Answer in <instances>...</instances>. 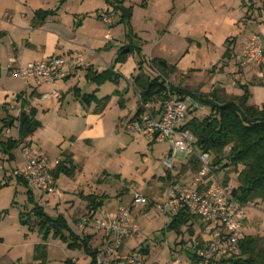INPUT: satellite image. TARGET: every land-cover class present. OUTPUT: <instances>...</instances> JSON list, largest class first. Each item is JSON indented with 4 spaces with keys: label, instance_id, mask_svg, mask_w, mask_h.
I'll return each mask as SVG.
<instances>
[{
    "label": "crops",
    "instance_id": "crops-1",
    "mask_svg": "<svg viewBox=\"0 0 264 264\" xmlns=\"http://www.w3.org/2000/svg\"><path fill=\"white\" fill-rule=\"evenodd\" d=\"M57 1L0 0V119L7 116L17 117L22 103L26 112L34 111L37 120L40 112L52 111L58 119L62 120L58 123L70 121L69 128H73V131L68 137L69 147L62 151L60 155L58 154L59 156L51 158H59L61 161L67 159L66 165L69 174L60 173L56 179L57 184L62 187V190L66 193L65 196H70L72 193L78 194L76 198L81 200L78 201L79 206L86 208L87 200L85 197L95 194L82 190L83 188L85 190L89 189L86 188L88 179H81V176H85L94 159L104 156L102 151L105 152V148L97 149L96 142L106 144L105 139L107 137L111 138L109 128L113 127L114 129H112L115 131L118 127V120L125 118L128 123L139 111V96L138 100L135 96V91H138L137 76L145 78L146 76L159 74V71L150 66V59H163L168 64L175 66V70L168 72L166 75L168 84L170 77L175 76V74H183L187 75L189 79L187 80L188 83L183 81L181 84L195 87L194 89L198 91V94H208L213 89H220L226 94L239 95L243 91L242 86H247L250 92L249 103L258 106L257 101L260 103L259 106L264 105V65L260 67L250 65L243 67L236 85L232 88L224 87L227 81L225 73L231 55L243 46L252 32H259L264 36V9H262L264 8V0H209L210 5H205L206 0H191L187 9L184 7L178 15L171 17L170 25L173 27L171 26L166 31L167 33L161 34L163 28L156 29L158 41L149 57H146L144 46L140 50V55L143 57L131 54L129 47L132 48V46L126 45L125 42V28H122L120 33H114L111 29L105 28L98 17V12L112 6L106 0H96L97 4L87 9L84 7L87 0H66L58 7L56 5ZM151 1L146 0L142 5L147 6ZM201 1H204V4L200 7L196 6V3H201ZM194 4L196 6L195 10L198 8L203 11L213 8L214 12L205 20L201 17L200 20L198 19L194 23L190 20V13L186 14ZM129 7H131L130 18H132L134 7ZM47 10H52L53 13L44 17H39L36 14L38 11ZM246 18V22L243 23L242 20ZM115 21L117 20L113 19L112 26ZM185 27L186 31L189 28L188 32L185 31L188 35H182L185 39L186 48L179 55L177 61L166 59L164 57L165 40L174 39L172 40L174 42L176 37H179V32H182ZM142 31L145 32V30H138V33L135 30L132 32L135 35L137 33L143 41L144 38L140 37ZM228 47L231 48L229 54L226 53ZM125 48H128L127 52H123ZM78 55L82 56L81 65L66 67V76L54 86L38 83L33 79L24 81L11 75L6 68L9 62L17 66L51 56H64L69 59ZM178 60H184L182 67L178 66ZM140 61L142 62L140 63ZM106 69L112 71L113 76L116 78L115 81L106 79L98 82L93 79L94 75ZM103 87H105V91H103ZM175 87L180 89L179 85H175ZM19 94L20 96H18ZM83 96H87V100H84ZM134 99H136L135 102ZM252 99L256 101L251 103ZM130 101L135 103V110L132 113L128 111L124 114ZM149 106L153 115L158 118L161 101L155 98L149 102ZM112 113H114L113 116ZM183 119L178 122L177 127L185 122ZM33 134L27 139L30 146L34 145ZM1 135V141L9 138H1ZM147 143L151 147L156 144L149 141ZM37 149L48 156L45 148L38 146ZM16 151L20 155L22 163L18 148L11 151L13 156L11 160H15L14 152ZM168 151L169 144L167 143L164 155ZM6 156L8 157L7 154ZM76 156H79L78 159H76ZM177 156L171 176H179L177 181L181 184H187L194 173L189 165L190 156L183 152ZM18 165L16 164L15 167ZM100 166L97 167L95 176H98L101 172L103 174L111 172L106 167L100 169V171ZM161 168L165 169L163 165ZM161 168H158V171ZM99 171L100 173H98ZM166 173V170H164L161 175L159 174L163 177L160 178L161 181L168 180L165 178ZM63 176L70 177L74 181L72 190L63 187ZM78 190L82 192H78ZM167 190L166 187L163 193L164 198H166ZM95 195L106 196L102 205L98 208L107 212H114L119 206H129L132 200L131 196L130 200L123 199L122 202H117V200L104 193ZM42 199L49 200L47 197H42ZM73 203L74 206L77 205L74 201H72ZM63 207L62 205L58 207L63 210L58 213L65 215L66 218ZM141 208L142 206L138 208V212ZM171 216L172 214L169 215L170 219ZM193 230V235L186 232L184 235L182 234L181 238L187 241L193 236L208 237L199 220L194 222ZM99 237L102 242L100 234ZM145 240L139 238L132 246H129L130 240L125 242L123 252L135 247L134 245L137 244L141 245L139 249H147V243L143 247V243L145 245L143 241ZM182 246L179 245L173 248L171 254H180ZM147 255L143 254L144 257ZM181 256H184V254H181ZM89 261L90 258L84 261L85 263L79 264H88Z\"/></svg>",
    "mask_w": 264,
    "mask_h": 264
},
{
    "label": "rangeland",
    "instance_id": "rangeland-1",
    "mask_svg": "<svg viewBox=\"0 0 264 264\" xmlns=\"http://www.w3.org/2000/svg\"><path fill=\"white\" fill-rule=\"evenodd\" d=\"M65 1L66 0H58L56 3L57 7L61 6ZM95 1L96 0L85 1L84 7H86V9L93 7L97 4ZM122 1V4L128 7H134L132 18L122 20L120 12L118 11L113 18L117 21H115L112 27H108L105 23L101 22L104 24L105 28H110L114 33H120L121 29L125 28V42L126 45L132 46L131 54L141 56L140 50L141 47L144 46L143 49L146 53V57H149L158 41L156 29L163 28L165 31L163 30L164 32L162 31L161 34L168 31L172 26L170 25L171 17L173 15H178L184 7L187 9L191 0H152L147 6L144 4L142 5L146 0ZM206 1L205 5H210L208 3L209 0ZM203 4L204 1H201V3H196V6L200 7ZM196 6L195 4L192 5L186 12V14L190 13V20L192 22L198 19L200 20L201 17L205 20L206 17L211 16L213 14L212 12H214L213 8L203 11L202 9H200V11L198 8L195 10L194 8ZM246 20L247 18L242 20V22L244 23ZM113 27L114 29H112ZM188 29L186 31V27L183 28L182 32H179V37H176L174 42H172L174 39L165 40L166 49L164 57L166 59L177 61L179 55L186 48L185 39L182 35H188L186 34V32L189 31ZM133 30L137 33L138 30H145V32L142 31L140 34V37L144 38L143 41L138 37L137 33L135 35V33L132 32ZM253 34H260L262 36L259 32H252L250 36ZM262 38H264V36H262ZM183 61L184 60H178V66L182 67L184 65ZM229 66L230 62L228 64V67ZM188 79L187 75L175 74V76L169 78V84L174 86L179 85L180 89L189 91L188 95L195 98L194 95L198 94V91L194 89L195 87L181 84L183 81L188 83ZM103 91H105V87H103ZM135 96L138 100L137 90L135 91ZM135 100L136 99H134V102ZM195 100L200 104V108L188 110L183 119L184 121H187L193 116L202 118L209 113L207 107L202 106L198 99L195 98ZM255 101V99H252L251 103ZM134 102L130 101L124 114L128 113V111H131V113L134 112ZM256 103L258 106L260 105L259 102L256 101ZM113 115L114 113H112V116ZM38 120L40 124L33 134L34 145L30 146V143L26 140L17 147L18 150L21 151V148L24 146L33 147L35 149L40 146L43 149L45 148L50 158L58 154L60 155L62 151L69 147L68 137L73 131V128H69L70 121L61 124L58 123V121L62 122V120L58 119L57 115L55 116L52 111L40 112ZM126 121L125 118L118 120V127L115 131L113 127L109 128V131H111V138L107 137L105 139L106 144L96 142L97 149L105 148L106 151H102L104 156L94 159L90 167H88L85 176H81V179H88L86 188L89 189L85 190L83 188L82 190L99 195L102 193L107 194L109 197L117 200V202H122L123 199L126 201L130 200L131 196L136 193L144 194L148 198L149 203L142 207L139 212L138 208L140 206L137 205L131 208L133 219L135 223L140 226L139 235L137 232L134 237L126 239L118 249L117 255L110 257L108 263L126 264V255L132 250H138L141 245H134L135 247L123 252L124 243L130 240L129 246H132L139 238H143L146 239L143 241L145 242V245L143 243V247L148 244L146 248L149 252L148 255L144 257L141 264H164L172 255L171 252L173 248L187 244L185 240H182V242L179 241L180 238L177 237L173 231H169L165 235L162 233L161 229L170 218L169 214H164L158 207V205L163 202V193L166 187L168 188L171 180L177 181L179 176L172 175L171 180H160V178L163 177L159 176V174L161 175L164 170H166L161 168V164L165 156L167 143L158 142L151 147L142 134L131 131L128 124L130 121L128 123ZM1 134V138H14L16 136V130L13 128L7 132L6 129H3ZM114 135L118 136L115 137ZM107 152H109V154H107ZM179 154H181V152H178L177 155ZM14 155L15 160L9 159L0 145V264H63L65 260L72 257V260L76 263H85L84 261L89 260V257H87L82 250L69 248L66 242L59 236L54 235L53 231H50L46 237L41 233L37 221L38 215L34 212L36 203L30 200L27 192L28 187L17 181V177L13 175L14 169L22 164L20 155L17 151L14 152ZM78 157L76 156V159H78ZM16 164L19 165L15 167ZM99 165H101L99 170L106 167L108 171L111 172L103 174V172L100 173V170L98 172L100 174L95 176ZM158 168H161V170L158 171ZM166 172H169L170 175L173 174L172 170H166ZM218 176L221 179L228 177L229 183L232 186H237V174L233 170L225 169L219 172ZM73 182L74 181L70 177L63 176L62 185L65 189L72 190L74 185ZM57 188L60 191V195L50 197L48 201L33 195L35 201L44 208L46 213L53 217H56L59 214L58 212L63 211L58 207L60 205L64 206V214H66V219L70 227L79 235H90L92 238L90 246L97 250L98 247L102 246L103 242L100 240V233L95 231L90 223L85 224L81 229L78 227L81 217L87 214L86 208L78 205V201H81L76 198L78 194L72 193L70 196H65L66 193L59 184H57ZM80 191L81 190H78V192ZM72 201L77 203V205L74 206ZM244 210L245 220L243 228L245 234L258 235L264 238V203L250 202L245 205ZM186 232V226H184L182 228V234L184 235ZM174 236L176 237L174 238ZM39 246L41 247L40 250H42V253H40L41 256L39 258H35L37 253L36 248Z\"/></svg>",
    "mask_w": 264,
    "mask_h": 264
},
{
    "label": "built area",
    "instance_id": "built-area-1",
    "mask_svg": "<svg viewBox=\"0 0 264 264\" xmlns=\"http://www.w3.org/2000/svg\"><path fill=\"white\" fill-rule=\"evenodd\" d=\"M117 12L116 8L108 6L99 10L98 17L111 27ZM81 62V55L69 59L64 56H51L17 66L9 62L6 68L11 75L24 81L33 79L38 83L54 86L66 76V67H77ZM249 65H264V39L260 34L250 36L243 46L231 55L224 87L235 86L240 79L241 69ZM140 108L138 117L128 123L129 128L142 134L151 143L169 144V151L162 159L166 170L174 168L178 152L189 156L194 154L201 166L197 173L191 175L187 184L171 180L166 198L158 207L164 214L174 215L183 209L197 216L208 237H190L187 244L182 246L181 253L171 255L164 264H222L221 260L236 255L238 244L244 238L245 205L232 195L233 186L224 183L223 179L211 171L210 152H197L193 134L177 127L186 112L190 108H200V104L191 95L179 96L167 92L161 101L158 118L151 112L148 102H140ZM13 128L16 130V139L17 123L4 129L8 132ZM20 153L22 164L14 169L13 175L25 182L38 198L60 195L57 180L51 174L59 159L49 158L29 146L21 148ZM148 203L149 200L144 194L136 193L132 196L129 206H119L114 212L98 208L95 212L81 217L78 223L80 229L90 223L101 235L103 242L96 250L97 264H109L110 257L117 255L118 249L126 239L134 237L137 232L139 235L140 228L133 219L131 208L137 205L144 207ZM143 259L140 249L132 250L125 257L126 264H141Z\"/></svg>",
    "mask_w": 264,
    "mask_h": 264
},
{
    "label": "trees",
    "instance_id": "trees-1",
    "mask_svg": "<svg viewBox=\"0 0 264 264\" xmlns=\"http://www.w3.org/2000/svg\"><path fill=\"white\" fill-rule=\"evenodd\" d=\"M107 3H123L122 0H106ZM252 7V6H251ZM131 10V7H129ZM117 10V9H116ZM53 13L52 10L37 12L39 17ZM123 20V18H122ZM131 50V47H129ZM231 48L228 47L226 53L229 54ZM142 61H140L141 63ZM150 66L159 71L158 75L146 76L142 78L137 76L138 96L142 103L150 102L153 99L162 101L167 92L175 93L179 96L189 94V91L180 90L170 85L166 81L168 72L175 70L174 65L168 64L163 59H150ZM96 81L106 79L114 80L115 77L110 69H106L93 76ZM242 93L239 95L226 94L220 89H213L208 94H195L202 106L209 109V113L202 118L191 117L180 125V130L190 131L194 138V146L197 152H210L212 159L210 162L211 171L218 175L219 172L229 169L237 174V186H233L232 195L234 198L246 205L250 202L264 203V105L256 106L249 103L250 92L247 86H242ZM20 96V94L18 95ZM87 100V96H83ZM194 110L193 108L189 109ZM141 108L135 114L138 117ZM0 135L4 128L13 127L17 123V138L9 137L5 141L0 140V145L9 159L13 156L11 151L24 143L38 128L40 122L36 119L34 111L26 112L21 103V109L17 117L7 116L0 119ZM66 160H59L52 171L54 179L58 178L60 173L69 174ZM190 169L197 173L200 170V163L197 157L192 154L189 160ZM165 178L172 179L169 172ZM17 181L25 182L16 178ZM228 182V177L223 179ZM30 200L36 203L34 212L38 215V223L41 233L46 237L50 231L59 236L66 242L69 248L82 250L90 258L88 264H97L96 248L89 244L90 235H79L69 226L66 218L62 214L56 217L50 216L42 206H40L27 188ZM105 195L97 196L95 194L87 195V214L95 212L103 203ZM199 218L189 214L186 210H179L171 216L170 221L161 229L165 235L173 231L179 241L182 242V228L186 226L189 235L194 234L193 225ZM244 231V228H243ZM201 238V236H197ZM41 247L36 248L35 258H39L42 253ZM144 255L148 254L147 249H140ZM222 264H264V238L258 235L245 234L244 238L238 244V253L228 259L221 260ZM24 264V263H20ZM35 264V263H30ZM63 264H79L72 259H67Z\"/></svg>",
    "mask_w": 264,
    "mask_h": 264
},
{
    "label": "water",
    "instance_id": "water-1",
    "mask_svg": "<svg viewBox=\"0 0 264 264\" xmlns=\"http://www.w3.org/2000/svg\"><path fill=\"white\" fill-rule=\"evenodd\" d=\"M114 8H116L119 12L120 15L123 19H128L130 18L131 11L130 8L122 3H115L112 5ZM128 48H125L123 52H127Z\"/></svg>",
    "mask_w": 264,
    "mask_h": 264
}]
</instances>
